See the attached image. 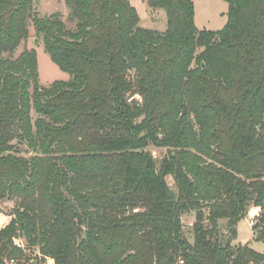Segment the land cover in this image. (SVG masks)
Here are the masks:
<instances>
[{"label": "trees", "instance_id": "obj_1", "mask_svg": "<svg viewBox=\"0 0 264 264\" xmlns=\"http://www.w3.org/2000/svg\"><path fill=\"white\" fill-rule=\"evenodd\" d=\"M224 1V28L201 31L194 0H146L159 32L129 0H65L74 29L0 0V264H264L232 245L251 205L264 243V0ZM29 22L69 81L15 56Z\"/></svg>", "mask_w": 264, "mask_h": 264}, {"label": "rangeland", "instance_id": "obj_2", "mask_svg": "<svg viewBox=\"0 0 264 264\" xmlns=\"http://www.w3.org/2000/svg\"><path fill=\"white\" fill-rule=\"evenodd\" d=\"M136 8L140 16V26L146 29H153L163 32L167 28V19L164 11L151 9L146 0H129ZM195 2V24L201 31H220L224 28L227 22L228 4L224 0H194ZM35 11L44 18L55 13L63 15V21L69 29H74L75 23L69 19V9L65 4V0H35ZM25 49H34L37 53L38 68L40 74V85L49 87L56 81H69L71 76L60 70V68L51 60L50 56L44 49L42 38L36 33L32 22H29V37L18 48L15 56L20 55ZM133 76V73H131ZM138 101L140 97H131ZM21 155L29 156V150L26 145L19 144ZM149 150L152 152L154 158L160 161L165 153V149H158L150 146ZM169 180V179H168ZM170 184L173 182L169 180ZM14 204L11 202H3L0 207V228H3L11 220L10 212ZM260 209L254 206H249L248 213L238 225L237 239L232 243L234 248L238 246H249L257 252L264 254V243L256 240V232L254 226L258 223ZM196 221V214L194 212L185 213L182 216V222L185 227V237L191 242H194L193 225ZM226 220H220V233L225 236L227 233ZM221 235V236H222ZM225 240V239H224ZM17 245L25 247V241L22 239L16 240ZM47 264H54L53 260H48Z\"/></svg>", "mask_w": 264, "mask_h": 264}, {"label": "built area", "instance_id": "obj_3", "mask_svg": "<svg viewBox=\"0 0 264 264\" xmlns=\"http://www.w3.org/2000/svg\"><path fill=\"white\" fill-rule=\"evenodd\" d=\"M11 264H15V262H14V261H12V262H11Z\"/></svg>", "mask_w": 264, "mask_h": 264}, {"label": "crops", "instance_id": "obj_4", "mask_svg": "<svg viewBox=\"0 0 264 264\" xmlns=\"http://www.w3.org/2000/svg\"><path fill=\"white\" fill-rule=\"evenodd\" d=\"M258 209V208H257Z\"/></svg>", "mask_w": 264, "mask_h": 264}, {"label": "water", "instance_id": "obj_5", "mask_svg": "<svg viewBox=\"0 0 264 264\" xmlns=\"http://www.w3.org/2000/svg\"><path fill=\"white\" fill-rule=\"evenodd\" d=\"M1 229V228H0Z\"/></svg>", "mask_w": 264, "mask_h": 264}]
</instances>
